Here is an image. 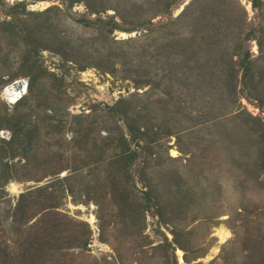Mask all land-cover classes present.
<instances>
[{
	"label": "rangeland",
	"instance_id": "1",
	"mask_svg": "<svg viewBox=\"0 0 264 264\" xmlns=\"http://www.w3.org/2000/svg\"><path fill=\"white\" fill-rule=\"evenodd\" d=\"M0 264H264V0H0Z\"/></svg>",
	"mask_w": 264,
	"mask_h": 264
},
{
	"label": "trees",
	"instance_id": "2",
	"mask_svg": "<svg viewBox=\"0 0 264 264\" xmlns=\"http://www.w3.org/2000/svg\"><path fill=\"white\" fill-rule=\"evenodd\" d=\"M188 5H189V4H187V5L185 6V8H183L182 12L185 11V9L187 8ZM182 12H181V13H182ZM233 53H235L234 56H236V57L239 56V55H238V54H239L238 51L233 52ZM221 56H222V48H221ZM230 56H231V55H230ZM244 56H247V52H244ZM223 57H225V53H223ZM226 57H227V55H226ZM230 71H231V69H230ZM231 72H232V71H231ZM16 205L18 206V201H17ZM16 205H15V206H16Z\"/></svg>",
	"mask_w": 264,
	"mask_h": 264
},
{
	"label": "built area",
	"instance_id": "3",
	"mask_svg": "<svg viewBox=\"0 0 264 264\" xmlns=\"http://www.w3.org/2000/svg\"><path fill=\"white\" fill-rule=\"evenodd\" d=\"M25 87H26V85H25V82H24V83H22V85L20 86L21 91L18 92L19 97H20L21 95H23ZM20 93H22V94H20Z\"/></svg>",
	"mask_w": 264,
	"mask_h": 264
},
{
	"label": "bare ground",
	"instance_id": "4",
	"mask_svg": "<svg viewBox=\"0 0 264 264\" xmlns=\"http://www.w3.org/2000/svg\"><path fill=\"white\" fill-rule=\"evenodd\" d=\"M40 5L44 7V6L46 5V3H40ZM12 187H13V186H12ZM13 189H14V188H12V190H13ZM91 219H92V218H90V220H91ZM215 250H216V249H215ZM177 252H178V251H177ZM179 260H180V258H179Z\"/></svg>",
	"mask_w": 264,
	"mask_h": 264
}]
</instances>
